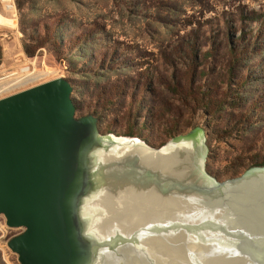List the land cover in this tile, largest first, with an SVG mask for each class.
Listing matches in <instances>:
<instances>
[{
    "label": "rangeland",
    "instance_id": "rangeland-1",
    "mask_svg": "<svg viewBox=\"0 0 264 264\" xmlns=\"http://www.w3.org/2000/svg\"><path fill=\"white\" fill-rule=\"evenodd\" d=\"M25 70L48 72L0 99L63 77L102 133L158 148L201 127L220 181L264 162V0H0V75ZM23 230L0 214V264Z\"/></svg>",
    "mask_w": 264,
    "mask_h": 264
},
{
    "label": "water",
    "instance_id": "water-1",
    "mask_svg": "<svg viewBox=\"0 0 264 264\" xmlns=\"http://www.w3.org/2000/svg\"><path fill=\"white\" fill-rule=\"evenodd\" d=\"M72 92L71 82L59 77L0 99V214L7 226L24 229L8 241L20 264H93L100 246L86 232L82 208L104 179L97 177L105 166L97 152L118 142L101 132L96 115L76 114ZM197 129L204 135L201 127L187 133ZM187 133L150 146V155L116 157L114 164L124 166L119 172L131 169L127 182L137 202L170 210L182 230L246 239L237 249L264 250V165L222 181L208 173L206 161L203 172L191 171L175 152L176 139ZM204 142L207 160L205 135Z\"/></svg>",
    "mask_w": 264,
    "mask_h": 264
},
{
    "label": "bare ground",
    "instance_id": "bare-ground-1",
    "mask_svg": "<svg viewBox=\"0 0 264 264\" xmlns=\"http://www.w3.org/2000/svg\"><path fill=\"white\" fill-rule=\"evenodd\" d=\"M47 72L25 70L0 75V93L33 82ZM113 137L118 145L97 152V162L105 165L97 177L104 179L100 178L96 191L90 194L82 208L87 220L86 232L100 242L93 264H264V250L237 249L238 243L248 242L246 239L206 237L194 232L192 227L182 230L183 222H179L177 215L169 214L170 210L161 211V206L152 201L137 202L127 182L131 169L127 166V172L121 173L119 170L124 166L114 163L117 156L127 152L142 157L146 153L150 155V146L138 137L131 139L116 134ZM176 141L179 148L174 151L184 157L187 168L193 171L197 166L203 172L207 150L201 129L178 137ZM132 143L140 149L132 148ZM259 172L264 175V169ZM108 175H112V182L107 183Z\"/></svg>",
    "mask_w": 264,
    "mask_h": 264
},
{
    "label": "trees",
    "instance_id": "trees-1",
    "mask_svg": "<svg viewBox=\"0 0 264 264\" xmlns=\"http://www.w3.org/2000/svg\"><path fill=\"white\" fill-rule=\"evenodd\" d=\"M17 3H18V7L21 8L22 0H17ZM42 44H43V42H42ZM27 47H28V44H25L26 51H28V48ZM72 98H73V101H74V103L76 105V110L79 112L80 111V107H79V104L77 102V99L75 97H72ZM92 113L94 115H96L99 118V122H101V119H103L102 113H100V111H98L97 109H95ZM175 133L172 136H174ZM128 135L135 136V132L134 131H131V132L128 133ZM260 165H264V162L261 163Z\"/></svg>",
    "mask_w": 264,
    "mask_h": 264
}]
</instances>
